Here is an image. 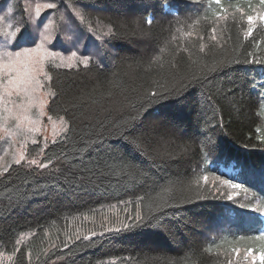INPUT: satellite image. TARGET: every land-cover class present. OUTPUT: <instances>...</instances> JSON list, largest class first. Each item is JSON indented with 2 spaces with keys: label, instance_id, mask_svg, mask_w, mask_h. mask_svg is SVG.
<instances>
[{
  "label": "trees",
  "instance_id": "16d2710c",
  "mask_svg": "<svg viewBox=\"0 0 264 264\" xmlns=\"http://www.w3.org/2000/svg\"><path fill=\"white\" fill-rule=\"evenodd\" d=\"M260 2L58 3L67 33L49 45L70 53L83 28L99 53L46 64L47 112L65 129L0 172V264H249L247 249L264 250V226L231 213H264L248 174L264 171L263 23L244 35ZM38 3L17 0L34 39ZM137 214L148 226L121 228Z\"/></svg>",
  "mask_w": 264,
  "mask_h": 264
},
{
  "label": "snow or ice",
  "instance_id": "6c2138e0",
  "mask_svg": "<svg viewBox=\"0 0 264 264\" xmlns=\"http://www.w3.org/2000/svg\"><path fill=\"white\" fill-rule=\"evenodd\" d=\"M264 3V0H261ZM217 4L221 3V0H216ZM43 8H54V4L40 5L37 4L35 7V15L39 17L41 15V9ZM79 15L81 21L85 19L83 15ZM3 19V18H0ZM257 19L264 23V15L255 17L249 15L247 17L248 29L244 33L245 37H250L253 33ZM149 24L152 23L151 20L148 21ZM49 24L47 27H50ZM108 32L111 33L112 29L109 28ZM51 39L50 35H44L43 40L48 41ZM75 53H73V57ZM56 54L45 48L44 43H40L38 46L33 48H25L22 52H18L14 57H10L7 60H0V120L8 121L11 120L15 123L16 128L19 130L25 125L30 126L28 128L29 132L39 131V113L37 110L43 108V101L40 100L37 93L43 89L44 85L40 79V73L46 62L54 60ZM71 59V58H70ZM85 65L88 64V59L82 61ZM255 62V61H254ZM74 63V61H72ZM68 66H71L69 64ZM55 96V93H51ZM152 95H156L153 93ZM3 127V124H0ZM35 142V141H34ZM23 154H20V160H23ZM19 163V160L17 161ZM36 163V161H32ZM46 167V165H41ZM203 180L208 181V177L204 176ZM199 183V181H197ZM223 184L230 186L232 189L240 190L243 188L242 184L234 183L231 180L222 181ZM229 196V199H232ZM131 224H122L121 228H134L148 226L145 224L142 217L137 214ZM149 224L151 221L148 222ZM121 228L111 229L112 231H120ZM92 235H96L93 233ZM102 235V233H101ZM90 238V237H89ZM260 239L264 240V234H262ZM236 255H239V249H233ZM245 260L249 261V264H255L256 260L260 261V264H264V250H261L258 256L254 255V250L249 248L246 250ZM231 264V262H230Z\"/></svg>",
  "mask_w": 264,
  "mask_h": 264
},
{
  "label": "rangeland",
  "instance_id": "374dc122",
  "mask_svg": "<svg viewBox=\"0 0 264 264\" xmlns=\"http://www.w3.org/2000/svg\"><path fill=\"white\" fill-rule=\"evenodd\" d=\"M61 0H39L40 5H46V4H54V8H43L41 9V12H44L45 10L49 9L48 19H47V26L50 24V27H47L46 29L43 28V30L39 33V37L34 39V36L32 35V29H28L27 19L22 18L21 21L19 20V12L17 10V0H0V15L4 16L3 26L7 27V25H11V30H17L19 29L18 35L15 37V40L13 43L8 45V47L13 51H18L23 48H33L38 46L40 43H44L45 48H47L49 51L54 52L56 54V58L54 60L59 61H73L76 58H78L80 55L75 50H81L84 51L88 49V51L95 52L97 50L95 42H88L87 40V34L85 33V30L83 28H80V32L77 36L78 38L75 39L73 42V46L75 47V50H71L70 53H65L63 50H61L59 47L56 46H50L51 44H55L54 40L58 37L60 33H63V35H66L67 31L64 27L58 28L57 23V15L55 14L57 12L58 3ZM7 7H11L12 12L11 14H8L5 10ZM63 9L66 10V5L63 4ZM52 9V10H51ZM51 11V12H50ZM21 15V14H20ZM255 16V17H259ZM44 35H50L51 39L48 41L43 40ZM4 41V38L0 36V43ZM50 44V45H49ZM60 45H67V42H64L63 39L57 43ZM73 53H75V56L73 57ZM71 58V59H70ZM83 58V56H82ZM85 59V58H83ZM52 61V60H51ZM50 62V61H48ZM43 66V69L40 73V79L42 83L45 81V67L46 64ZM40 100L43 101V108L38 109L37 111L39 113L38 117H34V119H39V131L38 132H29L28 128L30 126L25 125L21 129H17L16 125L13 121H3L0 120V124H3V127H0V172L5 170L8 165L12 162L15 163V161H20V154H24V149L28 143L37 141L39 137H42L43 139L46 138H55L60 135V133L65 129L64 121L61 118H57L54 116H51L47 112V103L49 100V91L48 89L44 88L41 89L37 93ZM227 190L224 191L227 195H230L232 197H235L238 195L239 190L232 189L230 186L226 185ZM250 221L254 224V220ZM224 226L223 222H215L213 223L212 228L217 231L221 230ZM246 253V252H245ZM254 255L258 256L259 254ZM255 264H260L259 260L255 261Z\"/></svg>",
  "mask_w": 264,
  "mask_h": 264
},
{
  "label": "clouds",
  "instance_id": "9594fccd",
  "mask_svg": "<svg viewBox=\"0 0 264 264\" xmlns=\"http://www.w3.org/2000/svg\"><path fill=\"white\" fill-rule=\"evenodd\" d=\"M8 14H11L12 9L11 7H7V9L5 10ZM0 36H2L4 38V41L2 43H0V60H7L10 57H14L18 52H22L25 48L15 51L13 52L8 45H10L11 43L14 42L15 37L18 35L19 33V29L17 30H11L12 26L9 24L7 25V27L3 26V21H4V16L0 15ZM43 27L46 29L47 28V23L45 25H43Z\"/></svg>",
  "mask_w": 264,
  "mask_h": 264
}]
</instances>
